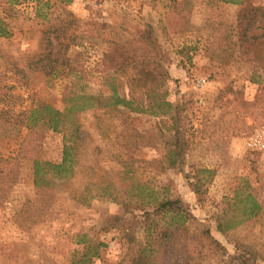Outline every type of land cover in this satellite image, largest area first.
Listing matches in <instances>:
<instances>
[{
	"label": "rangeland",
	"instance_id": "1",
	"mask_svg": "<svg viewBox=\"0 0 264 264\" xmlns=\"http://www.w3.org/2000/svg\"><path fill=\"white\" fill-rule=\"evenodd\" d=\"M38 1L9 6L0 0V20L9 32L0 37V84L12 87L15 112L44 104L62 111L70 105L65 95L77 87L81 94L105 93L97 67L109 42L129 41L149 24L168 57L167 99L184 107L190 146L182 169L161 171L171 141L162 120L102 108L81 113L90 136L72 171L50 172L49 186L36 188L27 159L19 161L15 181L0 180V264H72L75 251L98 243L103 246L91 264H132L143 235L138 230L130 244L112 221L127 217L120 201L135 202L149 190L181 199L195 217L190 229L208 228L227 252L214 256L199 248L193 264H227L226 257L242 246L264 255V21L254 27L255 43L245 49L235 30L241 6L221 0H43L51 3V18L70 12L72 29L83 36L82 46L69 52L78 79L62 73L50 79L20 61L42 49L45 24L36 16ZM249 1L264 6V0ZM33 131L25 142L27 130L20 126L0 134V157H15L23 148L60 164L63 133L42 123ZM236 194L239 199L251 194L261 212L245 220L243 203L231 206ZM218 218L234 227L217 232Z\"/></svg>",
	"mask_w": 264,
	"mask_h": 264
},
{
	"label": "trees",
	"instance_id": "2",
	"mask_svg": "<svg viewBox=\"0 0 264 264\" xmlns=\"http://www.w3.org/2000/svg\"><path fill=\"white\" fill-rule=\"evenodd\" d=\"M2 1L9 6L18 2ZM221 1L241 6L235 30L240 44L249 49L257 39L253 34L254 27L264 21V6L251 3L249 0ZM50 7V1L40 0L36 5V16L45 24L41 52L20 61L26 63L28 69L42 71L47 78L51 79L62 73L65 76L75 75L76 80L80 70L79 67L72 66L69 52L73 47L82 46L83 36L76 34L72 29L75 20L70 12L62 10L59 16L51 18ZM0 37H9L6 24L1 20ZM167 61L166 53L154 39L152 27L145 24L129 41L123 43L110 41L108 48L102 53L97 68L101 69L100 73L103 74L105 93H78L80 87H77L79 85L76 83L73 86L78 89L70 90L65 95V102L70 105H66L62 111L44 104L15 112L16 103L13 100L12 87L0 84V104H3L0 110V134H8L13 126H20L27 130L23 140L25 142L27 137L36 135L33 129L38 123H42L53 132L63 133L60 164L41 161L31 156L29 149L26 151L22 148L15 157H0V180L9 177L15 181L18 178L19 161L27 159L32 161L33 184L36 188L44 189L49 186L46 176L50 172L72 171L77 163L81 144L90 136L80 120V114L86 111L95 112L100 108L109 112L148 115L162 120L159 125L163 124L164 131L171 133V141L166 144L167 150L163 158L165 163L159 162L158 168L161 171L182 169L190 140L185 129L183 105H174L167 99V86L171 81L165 66ZM257 102L258 99L247 105L254 106ZM164 118L166 121H163ZM94 119L98 120L95 114ZM53 199L51 196L42 207L49 208ZM233 200L231 206L243 203L241 215L245 220L256 217L262 210L261 205L251 194H246L243 199H239L236 194ZM120 204L127 217L116 215L112 221V228L124 232L130 244L136 243L138 230L143 235V241L137 243L132 264H193L195 251L204 247L214 256H224L227 253L208 228L190 229L195 217L189 206L179 198H169L157 191L149 190L135 202L122 200ZM220 220L216 219L217 232L224 234L234 227L231 222L223 223ZM101 246L103 245L98 243L75 251L72 264H91L92 259L99 255ZM237 250L238 254L226 257L227 264L256 263L259 259L264 262V255L251 247L242 246Z\"/></svg>",
	"mask_w": 264,
	"mask_h": 264
}]
</instances>
